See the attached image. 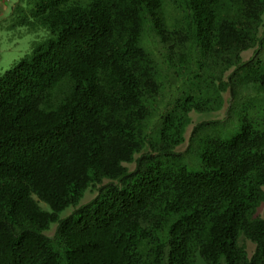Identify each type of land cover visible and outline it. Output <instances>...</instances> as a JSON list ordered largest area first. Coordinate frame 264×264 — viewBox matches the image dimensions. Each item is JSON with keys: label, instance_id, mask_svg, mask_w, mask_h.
I'll list each match as a JSON object with an SVG mask.
<instances>
[{"label": "trees", "instance_id": "1", "mask_svg": "<svg viewBox=\"0 0 264 264\" xmlns=\"http://www.w3.org/2000/svg\"><path fill=\"white\" fill-rule=\"evenodd\" d=\"M27 2L48 37L0 73V264H264V0Z\"/></svg>", "mask_w": 264, "mask_h": 264}, {"label": "rangeland", "instance_id": "2", "mask_svg": "<svg viewBox=\"0 0 264 264\" xmlns=\"http://www.w3.org/2000/svg\"><path fill=\"white\" fill-rule=\"evenodd\" d=\"M16 2V4L20 7L15 13L5 14L2 18H0V73L10 69L19 59L30 54L32 46L34 44L39 43L40 41L46 39L48 37V33L40 28L36 22L34 21V17H32L30 12V5L27 4V0H11ZM25 19L27 21H31V25L23 24L22 20ZM252 54L251 51H248L243 54V58L247 59ZM198 78H193V76L189 77V81L178 82L168 93V104L172 105L177 99L182 98L186 93H188L189 89H192L196 84ZM165 106L159 105V112L164 111ZM191 123L208 121V120H220L224 117V111L220 113L213 112H204V113H196L191 112ZM237 121V114H234L228 121L227 126H232ZM189 125V126H190ZM191 126L188 128L185 135V142L179 146L176 150L179 152H184L187 147V139L191 130ZM210 130L207 129L205 131H200L197 136V140L193 143V146L189 150V154L184 156L182 159L183 165L188 170L194 171L198 169V160L197 153L199 150V139L203 137L204 133H210ZM91 198V195L86 192L83 198L80 200L79 205L88 201ZM42 209H46L47 207L44 204H40ZM72 207L67 208L63 212L60 213L59 217L63 218L66 215L70 214ZM262 212V207L258 210L260 214ZM55 225H51L54 227ZM53 228L50 229L46 234L51 236L53 233ZM240 244H245L247 248L250 250L251 246L246 244L242 238L239 239ZM195 264H204L200 258H197Z\"/></svg>", "mask_w": 264, "mask_h": 264}, {"label": "crops", "instance_id": "3", "mask_svg": "<svg viewBox=\"0 0 264 264\" xmlns=\"http://www.w3.org/2000/svg\"><path fill=\"white\" fill-rule=\"evenodd\" d=\"M20 8L16 2L11 0H0V18L5 16L8 13H15L17 9Z\"/></svg>", "mask_w": 264, "mask_h": 264}]
</instances>
